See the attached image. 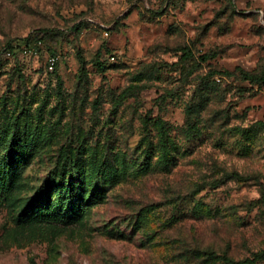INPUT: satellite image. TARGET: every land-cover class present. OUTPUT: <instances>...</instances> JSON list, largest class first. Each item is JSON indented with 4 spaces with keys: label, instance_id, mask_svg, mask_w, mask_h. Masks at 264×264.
<instances>
[{
    "label": "rangeland",
    "instance_id": "obj_1",
    "mask_svg": "<svg viewBox=\"0 0 264 264\" xmlns=\"http://www.w3.org/2000/svg\"><path fill=\"white\" fill-rule=\"evenodd\" d=\"M31 34L38 55L5 50ZM241 70L264 71V0H0V120L41 144L0 197V264H264V84ZM165 137L169 172L96 180L76 222L20 220L64 158L132 164Z\"/></svg>",
    "mask_w": 264,
    "mask_h": 264
},
{
    "label": "trees",
    "instance_id": "obj_2",
    "mask_svg": "<svg viewBox=\"0 0 264 264\" xmlns=\"http://www.w3.org/2000/svg\"><path fill=\"white\" fill-rule=\"evenodd\" d=\"M42 42V35L31 34L8 42L5 50H11L14 54L25 48L35 47L40 53L44 45ZM184 51L186 53L185 49ZM53 54H48V57L54 56ZM210 57L209 54L202 56L205 60ZM100 66L103 67V63ZM57 68L58 62L54 70L49 71L54 73ZM225 73L231 74V71L226 70ZM241 74L244 79L253 83L264 84V71L254 74L241 70ZM29 127L23 122L3 124L0 120V197H9L17 187L20 167L24 164L23 153L29 155L34 146L40 150L41 144L31 137ZM168 140L165 137L161 151L155 150L151 143L138 158V162L136 158L132 164H129V160L124 157H117L113 162L105 155L98 170L94 171L85 170L83 163L72 157L64 158L62 165L51 170L37 186L34 194L25 199L19 214L20 220L23 223L37 222L43 218L62 223L82 220L88 208L103 197L96 180L101 179L104 184L112 186L124 177L130 176L129 169L134 176L140 177L150 173L152 166L158 163L161 164L163 172H169L176 162L177 154L176 151L172 152L175 145L170 144ZM19 156L22 158L20 159ZM154 208L155 205H148L141 210L149 213ZM173 218L177 219V216ZM209 255L223 260L226 264H248L254 261V259L236 260L226 254H217L215 251H210Z\"/></svg>",
    "mask_w": 264,
    "mask_h": 264
},
{
    "label": "built area",
    "instance_id": "obj_3",
    "mask_svg": "<svg viewBox=\"0 0 264 264\" xmlns=\"http://www.w3.org/2000/svg\"><path fill=\"white\" fill-rule=\"evenodd\" d=\"M41 43V41H39V44ZM25 50H29L31 53L35 54V55H38L39 52H38V49L37 48H25ZM58 62V58L55 57V56H49L47 58V67L49 70H54L56 64Z\"/></svg>",
    "mask_w": 264,
    "mask_h": 264
}]
</instances>
